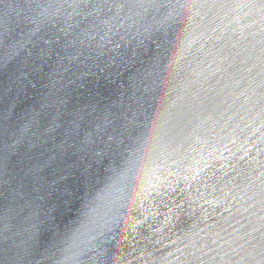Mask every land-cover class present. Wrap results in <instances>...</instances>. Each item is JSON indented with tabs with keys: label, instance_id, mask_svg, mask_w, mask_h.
Listing matches in <instances>:
<instances>
[{
	"label": "water",
	"instance_id": "water-1",
	"mask_svg": "<svg viewBox=\"0 0 264 264\" xmlns=\"http://www.w3.org/2000/svg\"><path fill=\"white\" fill-rule=\"evenodd\" d=\"M0 264H264V0H0Z\"/></svg>",
	"mask_w": 264,
	"mask_h": 264
}]
</instances>
